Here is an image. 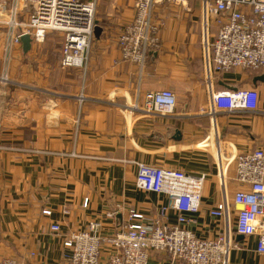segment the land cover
I'll return each instance as SVG.
<instances>
[{"label":"crops","instance_id":"1","mask_svg":"<svg viewBox=\"0 0 264 264\" xmlns=\"http://www.w3.org/2000/svg\"><path fill=\"white\" fill-rule=\"evenodd\" d=\"M135 2L99 0L96 26L102 31L93 38L85 68L62 66L64 36L58 31L48 32L40 47L33 41L27 53L21 42V55L7 61L6 27L0 24V260L63 264L68 252L63 238L71 231L99 221L101 233L110 235L131 207L158 214L168 199L137 189L138 162L207 173L202 210L190 228L208 237L221 229L209 215L223 196L218 169L212 149L200 144L212 124L200 110L209 98L200 42L202 2L157 5L161 49L150 53L142 73L136 64L122 60L117 40L135 16ZM0 3L10 7L12 0ZM20 18L28 21L29 15L23 12ZM263 73L235 70L215 78L218 88H226L223 79L227 85L254 86L259 92L258 111L218 115L225 152L264 147V81L254 82ZM167 88L177 97L175 115L148 116L132 108L146 93ZM177 130L180 140L174 138ZM229 188L232 195L233 180ZM86 197L89 204L84 207ZM44 207L53 209L50 219L62 224V236L43 230L49 220L41 213ZM169 221L176 222L173 211ZM237 236L231 264L260 263L257 238ZM168 259L154 252L150 264Z\"/></svg>","mask_w":264,"mask_h":264},{"label":"built area","instance_id":"2","mask_svg":"<svg viewBox=\"0 0 264 264\" xmlns=\"http://www.w3.org/2000/svg\"><path fill=\"white\" fill-rule=\"evenodd\" d=\"M185 1L136 0L133 20L117 36L122 60L136 64L142 73L150 53L161 49L162 24L155 17V8ZM201 2V46L209 98L208 105L200 110L212 124L208 137L200 144L205 150L212 149L218 169L223 196L209 215L221 229L208 237L190 228L197 224L202 210L207 173L138 162L137 189L163 195L168 203L156 215L129 208L110 235L101 233L99 221H91L86 229L71 231L63 238L68 251L63 264H150L154 252L169 257L165 264H231V253L238 247L235 235L255 236L256 253L262 259L257 264H264V147L237 154L225 152L217 123L220 113L258 111L259 92L254 86L218 88L215 79L235 70H264V0ZM98 4L99 0H12L10 7L0 3L7 52L11 55L21 45L24 34H30L37 44L45 40L48 32L58 31L64 35L62 66L87 67ZM23 12L29 15L28 21L21 20ZM10 59L7 57V61ZM132 108L148 116L166 118L175 115L177 97L168 88L150 91L142 103L135 101ZM230 180L236 184L232 195ZM83 204L87 207L89 198ZM170 211L176 215L175 223L169 221ZM41 213L49 219L44 221L43 230L62 236V224L50 219L53 209L44 207ZM0 264L19 263L5 257Z\"/></svg>","mask_w":264,"mask_h":264},{"label":"water","instance_id":"3","mask_svg":"<svg viewBox=\"0 0 264 264\" xmlns=\"http://www.w3.org/2000/svg\"><path fill=\"white\" fill-rule=\"evenodd\" d=\"M101 31H102L101 30V27L96 26V28H95V35L96 36H99L100 33H101ZM21 41H22V44H23V51H24V53H27L28 51H30V49L32 47L33 37L30 34H24L22 36V38H21ZM156 52L157 51H152L151 52V56L157 54ZM258 80L264 81V73L262 75L256 76L254 78V82H257ZM221 83H222V85H225L229 89H233V90H236L237 89V87L234 86V85H227V84H225L223 82H221ZM181 137H182L181 132L179 130H177L176 133H175L174 138L176 140H180ZM243 237H244L243 235H239V236H237V239H241Z\"/></svg>","mask_w":264,"mask_h":264},{"label":"rangeland","instance_id":"4","mask_svg":"<svg viewBox=\"0 0 264 264\" xmlns=\"http://www.w3.org/2000/svg\"><path fill=\"white\" fill-rule=\"evenodd\" d=\"M48 34V33H47ZM47 34H46V37H47ZM62 34V33H61ZM63 35V34H62ZM64 36V35H63ZM46 37H45V39H46ZM201 39H202V32H201V35H200V42H201ZM45 41V40H44ZM43 41V42H44ZM7 42H8V40H7V38L5 37V39H4V48H3V53H4V57H15L16 55H21V49L19 48V47H16L15 49H14V51L11 53V55L7 52ZM42 42V43H43ZM42 43H37L36 45H37V47H40V45H42ZM40 44V45H39ZM51 44H52V42H51ZM201 48H202V46H201ZM40 51V50H39ZM47 52L49 53V55L50 54H54V52L52 51V50H48L47 49ZM44 53H46L45 51H44ZM204 57V56H203ZM205 80V79H204Z\"/></svg>","mask_w":264,"mask_h":264},{"label":"trees","instance_id":"5","mask_svg":"<svg viewBox=\"0 0 264 264\" xmlns=\"http://www.w3.org/2000/svg\"><path fill=\"white\" fill-rule=\"evenodd\" d=\"M245 72H247L249 75H251V74H254L256 71H253V70L247 69V70H245Z\"/></svg>","mask_w":264,"mask_h":264}]
</instances>
